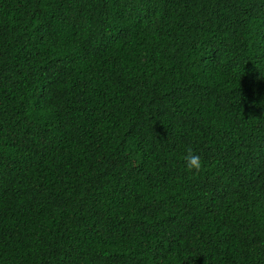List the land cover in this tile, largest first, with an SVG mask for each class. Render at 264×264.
Listing matches in <instances>:
<instances>
[{
  "label": "trees",
  "instance_id": "obj_1",
  "mask_svg": "<svg viewBox=\"0 0 264 264\" xmlns=\"http://www.w3.org/2000/svg\"><path fill=\"white\" fill-rule=\"evenodd\" d=\"M0 264H264V0H0Z\"/></svg>",
  "mask_w": 264,
  "mask_h": 264
},
{
  "label": "clouds",
  "instance_id": "obj_2",
  "mask_svg": "<svg viewBox=\"0 0 264 264\" xmlns=\"http://www.w3.org/2000/svg\"><path fill=\"white\" fill-rule=\"evenodd\" d=\"M203 160L195 154L191 148L186 149L184 156V167L189 172H199L203 167Z\"/></svg>",
  "mask_w": 264,
  "mask_h": 264
}]
</instances>
